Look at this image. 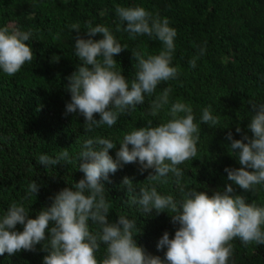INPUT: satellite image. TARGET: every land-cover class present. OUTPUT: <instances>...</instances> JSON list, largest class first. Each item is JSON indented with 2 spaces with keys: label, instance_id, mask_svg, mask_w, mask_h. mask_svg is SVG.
<instances>
[{
  "label": "trees",
  "instance_id": "1",
  "mask_svg": "<svg viewBox=\"0 0 264 264\" xmlns=\"http://www.w3.org/2000/svg\"><path fill=\"white\" fill-rule=\"evenodd\" d=\"M117 6H142L153 17L168 19L169 26L177 32L172 63L178 76L161 82L155 93L121 115L113 127L86 133L82 115L65 114V105L70 101L67 77L80 64L74 56L72 37L76 33L68 26L78 23L81 32L86 30L87 22L109 27L127 48L114 59L118 62L115 70L122 69L129 81L136 72L132 52L155 55L162 47L147 35L129 38L116 15ZM0 26L30 30L33 34L28 42L32 61L14 76L0 73V213L12 202L22 201L30 210L29 218H35L42 208L51 205L56 193L83 178L75 159L70 164L61 162L46 169L38 163L40 154L54 156L68 148L75 157L79 142L84 139L98 135L118 143L133 128L148 126L149 120L155 126L169 119L166 110L156 117L150 115L151 102L165 88L171 89L170 102L179 100L191 106L194 122L200 127L197 156L178 165L183 172L184 190L195 188L211 195L213 190L222 191L231 183L224 169L241 165L227 149L230 141L226 136L231 132L234 139L245 134L251 137L247 124L254 114L253 104L264 103V0H0ZM81 36L88 38L84 33ZM100 38L101 34L92 37ZM194 56L199 58L196 67L190 68L188 61ZM205 107L217 116L216 127L200 123ZM94 116L99 119L98 114ZM237 127L240 133L236 132ZM118 149L119 144L109 150L113 159ZM150 172L151 169L141 174L138 164L129 163L103 183L111 204L109 220L115 222L119 215L135 218L141 229L134 237L137 244L147 254L163 259L165 249L158 250L156 243L165 231L172 238L178 225L164 212L142 216L135 206L126 204L132 194L122 184L128 177L138 192L148 185ZM32 180L40 185L36 196L26 193V185ZM155 186L163 195L171 194L176 201L183 199L171 174L167 183ZM236 194L249 203L264 205L262 185L248 192L237 187ZM15 230L22 231L23 226L18 224ZM92 230L97 229L93 226ZM231 243L230 264H264V245H245L239 239ZM47 254L38 244L35 251L5 253L0 256V264H42ZM103 254L102 246L98 259Z\"/></svg>",
  "mask_w": 264,
  "mask_h": 264
},
{
  "label": "clouds",
  "instance_id": "2",
  "mask_svg": "<svg viewBox=\"0 0 264 264\" xmlns=\"http://www.w3.org/2000/svg\"><path fill=\"white\" fill-rule=\"evenodd\" d=\"M115 12L129 38L147 35L162 47L155 55L132 52L136 72L129 81L122 69L115 70L118 62L114 59L127 48L109 27L87 22L86 30L81 32L78 23L68 26L76 33L72 37L74 56L80 64L67 77L70 101L65 105V114L82 115L86 133L113 127L121 115L155 93L161 82L178 76L172 63L177 32L169 26L168 19L153 17L142 6H117ZM96 34H101V38L92 39ZM32 35L30 30L0 26V73L14 76L26 62L32 61L33 52L28 44ZM198 58L194 56L188 61L190 68L196 67ZM170 92V88H165L150 105L153 117L166 110L169 119L162 123L153 126L149 120L148 126L133 128L118 143L98 135L84 139L79 142L75 157L68 148L54 156L40 154L38 163L46 169L61 162L70 164L75 159L83 178L56 193L51 205L42 208L35 218H29L30 210L22 201L12 202L0 213V256L35 251L36 245L42 244L48 253L42 264H230L234 239L245 245H264V205L249 203L236 194L237 187L248 192L257 185L264 186V103L253 104L254 114L247 124L251 137L245 134L234 139L231 132L227 134V149L241 167H226L227 181L231 183L209 195L195 188L185 191L181 184L183 172L178 165L197 156L200 127L194 122L191 106L179 100L170 102ZM200 123L216 127L219 121L205 107ZM236 132H241L240 127ZM117 144L119 149L113 159L109 150ZM129 163L138 164L141 174L149 169L152 172L146 179L148 185L138 192L131 179H123L122 184L132 194L126 204L135 206L142 216L167 213L171 222L178 225L172 238L165 231L156 243L158 250L165 249L163 259L147 254L137 244L134 237L141 229L135 218L119 215L115 222L109 220L111 204L103 182ZM169 174L184 194L181 201L157 191L155 184L167 183ZM39 187L32 180L26 185V193L36 196ZM18 224L23 226L22 231L15 230ZM102 246L104 254L98 259Z\"/></svg>",
  "mask_w": 264,
  "mask_h": 264
}]
</instances>
